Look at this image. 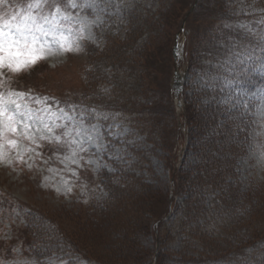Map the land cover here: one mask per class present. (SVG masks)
I'll return each instance as SVG.
<instances>
[{"label":"rangeland","instance_id":"rangeland-1","mask_svg":"<svg viewBox=\"0 0 264 264\" xmlns=\"http://www.w3.org/2000/svg\"><path fill=\"white\" fill-rule=\"evenodd\" d=\"M138 1L132 16L119 11V0H9L0 7L29 10L36 4V23L45 29L57 25L68 37L65 47L71 45L69 51L44 49L45 59L19 73L4 69L0 90L30 94L34 99L26 95L18 102L39 109L38 115L50 106L61 117L56 123L65 126L55 129L57 135L83 119L99 126L104 143L90 106L105 107L113 113L109 132L128 143L123 161L130 171L114 173L106 157L118 152L107 148L72 157L74 132L62 137L69 143L38 140L40 155L3 154L0 264H150L157 256L159 264H190L232 249L243 253L264 236V87L248 94L254 105L245 122L216 84L233 53L254 43L250 19L264 25V0H201L187 14L193 13L191 72L184 75L183 65L178 67L189 105L190 147L183 158L180 142L170 162L167 79L174 32L190 0ZM106 19L115 30L97 32ZM181 161L175 212L158 231L153 224L173 188L172 166ZM96 164L113 171H97ZM43 221L52 226L49 236L58 243L53 248L41 243ZM158 242L161 252L152 260ZM212 260L206 264H223Z\"/></svg>","mask_w":264,"mask_h":264},{"label":"snow or ice","instance_id":"snow-or-ice-1","mask_svg":"<svg viewBox=\"0 0 264 264\" xmlns=\"http://www.w3.org/2000/svg\"><path fill=\"white\" fill-rule=\"evenodd\" d=\"M8 4L9 0H0V7H5ZM36 6V4H29V10L13 11L11 7H7L6 10L0 11V87L6 80L3 75L4 69L19 73L25 68L35 66L40 60L46 58L43 55L44 49L51 52L55 50L56 46H59L65 51L71 50L70 44L65 47L68 37L62 32H57V25L53 24L50 29H45L43 25L36 23L31 12V9ZM76 6L75 3L72 4V7ZM82 7H93V5L86 4ZM56 11H60L59 7ZM45 22L51 23L47 21V18H45ZM233 54L236 57V62L227 70L232 79L225 81L226 86L239 83V76L246 72L243 66L246 60L251 59V56L244 52L237 51ZM262 69H264V65H262ZM103 91L107 92L108 90L104 89ZM26 95H28V99H34L30 94L23 92H14L10 89L0 90V157L10 151H15L20 159H23V155L28 152L40 155L36 151L40 147V144L37 143L38 140L49 142L54 140L58 144L69 143L62 140V137H69L73 132L75 135L70 141V144L75 145L72 157H77L78 153H86L90 148H95L97 152L106 151L107 146L103 142L104 137L100 134L98 125L86 124L81 119L75 127L57 135L55 129L65 127L56 123L61 117L55 116L50 106L47 105L39 115V109L22 107L18 101L23 100ZM242 103V100H237L232 107L236 108ZM93 111L95 110L93 109ZM67 159L69 158L65 157V160ZM89 162L96 163L95 161ZM71 163L76 164L78 161L71 159ZM96 168L97 171L105 169L109 172L113 171L106 164H96Z\"/></svg>","mask_w":264,"mask_h":264},{"label":"trees","instance_id":"trees-1","mask_svg":"<svg viewBox=\"0 0 264 264\" xmlns=\"http://www.w3.org/2000/svg\"><path fill=\"white\" fill-rule=\"evenodd\" d=\"M199 1L201 2V0H197V2L195 3V0H190V2L184 8L180 23L178 24V26L176 27L175 32H174V37H175L176 32L180 29L181 22H182L183 18H185V20H186L185 30L187 31V33H186V37H187V40H186V68H187V73H188V71L191 72L192 45H193V42L191 40H193L194 29H193V26L188 22V19L190 18L189 17L190 14L193 15V13L191 12L187 17H186V15H187L188 11L190 10V8L194 4H195L194 5L195 8L198 4L200 5ZM119 2H120L119 11H122L126 15L132 16L135 12H137L140 9V8L138 9V5H139L138 0H119ZM259 22L260 21H255V20L250 19V25H251L252 32L256 36L254 38V41H253L254 43L252 45L251 44L245 45L244 48L238 50L240 52H244L246 55L251 56V59L246 60L245 65L243 66L246 69V72L243 75L239 76V83L238 84H231L228 86H226V84H225L226 80L232 79V77L229 75V72L227 70L230 69L232 64L236 62L235 55L231 60L227 61L226 65L224 66V71L219 72V73H221V77H220L221 84L218 81L216 83L218 85V94H220V93L224 94V95L228 94V96L231 97V101L228 98L230 105L236 104L237 100H241V99L246 100L245 102H243L242 104L238 105L235 108L236 112L242 117V119L245 122H247V119L250 117L249 111L253 108V105H254V102L248 97V94L254 92L257 88L264 87V75L258 69L259 64H261V63L264 64V25L261 27L259 25ZM114 24H115L114 21L110 22L109 19H106L105 21H103L99 25L97 32L102 31L103 33H107L105 31L110 30V29H112V31H114L115 30ZM174 37H173V39H174ZM191 42H192V44H191ZM172 45H173V42H172ZM173 66H174V62H173V57L171 55L170 56V71L171 72L169 75V80L167 79V96H168V105H169V109H170V115H171V118L173 121V123H172L173 143H172V146H170V150L168 153L169 162L172 158L176 157L174 150H175L176 146L179 144L180 139L181 140H182V138L183 139L184 138L190 139V131H191V122H190V118H189V105H188V101H187L185 91H183L181 94L182 100H183V109H184V112L181 115V117H183V120H184V128L186 130V133H184V131L182 130V127H180L178 124L179 117L177 116V113H176V109H175V105H174V91L172 89ZM221 89H223V90H221ZM239 90H241V92ZM241 93H243V95H241ZM245 105H246V107H245ZM85 107H86V109H88L87 106H85ZM90 107H92L91 108L92 111H93V109L95 110L91 114L92 117L95 118V120H97L99 122L102 131L105 132V135H106L105 136V144L107 146L106 147L107 150L109 149L108 150L109 153H112L113 155H114V152H118L116 156L114 155V159L110 158V156L108 155L106 157V159H107L106 163H109V164L115 166L114 170H116V171L114 173H118V171H119V174L129 173L130 171L126 170L127 163H124V161H123V160H126V158L128 157V155L126 154V151L124 150V148H125L124 143L126 144V147H127L128 143H127V141H125V138L120 139V138L114 137L109 132V129H108V126H109L111 120L113 119V113H109V111H105V107H103V106L97 105L95 107H93V106H90ZM105 117H107V119H105ZM245 127L247 130L248 125H245ZM116 147H122V149H123L122 153H120V151H118L119 149L115 150ZM189 147H190V141H189V144H187V142H186L185 149L183 151V158L186 155V153L188 152ZM137 163L138 162H136V164ZM181 164H182V161L180 162L178 167L172 166V171L174 173L170 177L171 178L173 177V180H174L173 190H172L173 195L170 196V191L168 192V196L166 197V205H165L164 212L155 221V224H153V228L156 227V229H158V231L160 230V226L164 224L162 219L168 213L169 204L171 203V208H173V204H174V198L173 197L178 195V192H179V189L181 186V183H180V174L182 172V168H180ZM133 166H135V164ZM131 169H133V168H131ZM120 170H123V171H120ZM174 212L172 211L170 213V215H169L170 218H171V216H173ZM51 227L52 226L50 225V222H47V221H43V225H41L39 227L40 229H42V232H44L41 235L42 236V238H41L42 242L41 243L44 244V246H45L44 248H47V247L53 248L54 246L58 245V243L56 241H54L53 238H50V236H49L48 232H50ZM159 243L160 242H158L157 249L153 250V255L151 256L152 260H154V258H155L154 255H157L158 253L160 255L161 243H160V245H159ZM39 252L40 253L44 252L43 248L40 247ZM37 254H39V253H37ZM204 259H207V260L204 261ZM204 259H200V260L198 259L197 261H194L193 263L191 262L190 264H206L207 262H213L212 259H215V262L219 261L223 264H264V236L259 238V239L254 240L251 243V245L248 246V248L243 253L240 250L237 251L236 249H232L230 254L224 255L223 257H221V256H219V257L208 256ZM202 261H204V262L202 263ZM65 264H67V263H65ZM155 264H159V256H157Z\"/></svg>","mask_w":264,"mask_h":264},{"label":"water","instance_id":"water-1","mask_svg":"<svg viewBox=\"0 0 264 264\" xmlns=\"http://www.w3.org/2000/svg\"><path fill=\"white\" fill-rule=\"evenodd\" d=\"M176 78H177L176 79V82H177V80L180 79V76L178 75V73L176 74ZM179 89H180V87L177 88L178 91H179ZM180 142H183V144H184V146L182 147V152H181V153H183V151L185 149V145H186V138H184V139L182 138V140L180 139ZM181 153L178 151L177 155H181Z\"/></svg>","mask_w":264,"mask_h":264},{"label":"bare ground","instance_id":"bare-ground-1","mask_svg":"<svg viewBox=\"0 0 264 264\" xmlns=\"http://www.w3.org/2000/svg\"><path fill=\"white\" fill-rule=\"evenodd\" d=\"M173 52V51H172Z\"/></svg>","mask_w":264,"mask_h":264}]
</instances>
